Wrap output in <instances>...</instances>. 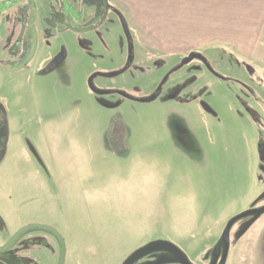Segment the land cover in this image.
<instances>
[{"label": "rangeland", "instance_id": "obj_1", "mask_svg": "<svg viewBox=\"0 0 264 264\" xmlns=\"http://www.w3.org/2000/svg\"><path fill=\"white\" fill-rule=\"evenodd\" d=\"M107 2L101 21V0H26L20 23L36 7L39 46L16 73L2 69L35 41L18 8L0 22V248L34 226L0 264L22 262L28 241L57 264L58 239L35 226L63 237L66 264H122L155 239L207 264L228 222L264 206V75L225 50L201 52L208 64L158 56ZM64 3L69 25L99 26L72 31ZM250 219L233 227L226 264H264V215L238 237Z\"/></svg>", "mask_w": 264, "mask_h": 264}, {"label": "crops", "instance_id": "obj_2", "mask_svg": "<svg viewBox=\"0 0 264 264\" xmlns=\"http://www.w3.org/2000/svg\"><path fill=\"white\" fill-rule=\"evenodd\" d=\"M158 56L225 50L264 75V0H115Z\"/></svg>", "mask_w": 264, "mask_h": 264}, {"label": "water", "instance_id": "obj_3", "mask_svg": "<svg viewBox=\"0 0 264 264\" xmlns=\"http://www.w3.org/2000/svg\"><path fill=\"white\" fill-rule=\"evenodd\" d=\"M103 7H104V15L102 18V21L105 20L107 14H108V10H109V6H108V2L107 0H101ZM69 29H71L74 32L77 33H84L87 30H82V29H75L73 27H69ZM126 35L129 39V34L128 32L125 30ZM64 49H62V54H64ZM130 54H132V46L130 44V48H129ZM60 60L63 59V57ZM130 59H132V57H130ZM194 59H199L201 60L203 63L208 64L206 58H204L203 55L201 54H196V53H192L189 56H187L184 61L183 64H189L190 62H192ZM247 70L249 72H254V69L250 66L247 65ZM93 79L94 77L90 78L88 85L89 88L92 92L96 93L97 95H105V92L99 91L95 88L94 83H93ZM127 97H129L128 95H126ZM157 97V96H156ZM156 97L144 100V102H152L156 99ZM202 107L203 109L210 115H214L216 116V112L212 109V107L210 105H208L207 103L203 102L202 103ZM264 215V206L260 207V208H255L249 211H246L244 213H241L239 215H237L236 217L232 218L228 224L225 227V230L221 236V252H216L215 254L219 253L221 254V259L219 261L218 264H226L227 263V259H228V255L230 252V247H231V231L233 229V227L239 223L240 221L246 219V218H251L249 222H247L240 230L238 237H242L244 236L247 231L254 225V223L261 217ZM34 226H29L26 227L25 229H23L22 231H20L15 237H13L4 247L0 248V256L2 254H4L8 249L11 248V246L13 245V243L17 240V238L20 236V234L30 228H33ZM38 227L40 229H44V230H48L50 232H52L57 239L60 241L61 245H62V254L60 257V262L59 264H65L66 261V243L65 240L63 239V237L54 229L49 228V227H45V226H35ZM156 252H167L169 254H171L174 257V262L175 263H179V264H192L191 261L189 260V258L186 256V254L179 249L176 245H174L171 242L165 241V240H156V241H152L148 244H146L145 246L137 249L136 251H134L124 262V264H135L137 261H139L140 259L152 254V253H156ZM157 264H164V263H157Z\"/></svg>", "mask_w": 264, "mask_h": 264}, {"label": "flooded vegetation", "instance_id": "obj_4", "mask_svg": "<svg viewBox=\"0 0 264 264\" xmlns=\"http://www.w3.org/2000/svg\"><path fill=\"white\" fill-rule=\"evenodd\" d=\"M26 4V0H0V5H3V6H8L7 10H5L1 15H0V22L3 21L5 19V17L7 18H10L9 17V12H11V10H13L14 8H18V12L16 14H18L16 16V20L20 21L25 17V13H23V15H21V10L23 9V6ZM20 9V11H19ZM62 9H64V5L62 6ZM36 7H34L33 9H31L30 11V14H29V18L28 19H24V22L23 23H20L22 24L25 28H26V31L23 35L24 38H31L35 41V44L32 48H30V39L28 40V46L26 49L27 52H26V55H24L25 53H23V56L25 59H20L17 61V64L15 66V68L13 69H6V68H3L2 70L3 71H8L10 73H16V72H19L23 69H26V68H29L30 64L32 62H34V59L36 57V54H37V51H38V32L36 30V27H35V21H36ZM21 15V16H20ZM64 21V20H63ZM102 21V20H101ZM99 25L97 24L96 26H89V27H86V28H81L82 30H90V29H94V28H97ZM68 27H71V26H68ZM74 28V27H73ZM76 29V28H75ZM21 54V52H20ZM19 54V55H20ZM18 55V56H19ZM17 56V57H18ZM60 56V55H59ZM189 56V55H188ZM63 57V55H61V58ZM57 58V57H56ZM186 58V57H185ZM63 60V59H62ZM62 60H60V57L58 59V63H56L54 61L53 63V66H57ZM106 94H108L109 92H105ZM105 94V95H106ZM157 96V95H156ZM125 98H129V99H132V97H127L126 95H124ZM157 98V97H156ZM214 116V115H213ZM22 231V230H21ZM20 232V231H19ZM18 232V233H19ZM17 233V234H18ZM16 234V235H17ZM15 235V236H16ZM21 235V234H20ZM14 236V237H15ZM55 236V235H54ZM56 237V236H55ZM57 238V237H56ZM18 239V238H17ZM156 240V239H155ZM155 240H150L148 241L147 243L141 245L139 248L145 246L146 244L152 242V241H155ZM59 244L57 246V248H53V246H49V248L51 249L52 252H56V250L58 251V262L57 264H59L60 262V257H61V254H62V245L60 243V241L58 240ZM66 243V242H65ZM14 244V243H13ZM44 246H46L45 243L43 242H37V241H28L24 247V253H23V259H22V262L19 261V259H6V262L7 264H52V262L50 263H46L44 261V259L41 257L42 255V249H45ZM138 248V249H139ZM66 249H67V246H66ZM9 250V249H8ZM7 250V251H8ZM137 250V249H136ZM135 250V251H136ZM7 251L5 253H7ZM4 253V254H5ZM132 254V253H131ZM130 254V255H131ZM3 255V254H2ZM1 255V256H2ZM66 255H67V252H66ZM129 255V256H130ZM0 256V257H1ZM128 256V257H129ZM67 257V256H66ZM127 257V258H128ZM126 258V259H127ZM126 259L123 261L122 264H124V262L126 261ZM221 259V255L219 253L217 254H214L213 257L209 260V262L207 264H218L219 261ZM174 257L167 253V252H156V253H152L142 259H140L139 261H137L135 264H157L159 262L161 263H164V264H179V263H175L174 262ZM192 263V262H191ZM65 264H66V261H65ZM194 264V263H192Z\"/></svg>", "mask_w": 264, "mask_h": 264}, {"label": "trees", "instance_id": "obj_5", "mask_svg": "<svg viewBox=\"0 0 264 264\" xmlns=\"http://www.w3.org/2000/svg\"><path fill=\"white\" fill-rule=\"evenodd\" d=\"M8 6H3V5H0V15L5 11L7 10ZM69 6L67 5V3H64V12H65V24L67 26H71L73 27L72 25H69L71 24V16L69 15Z\"/></svg>", "mask_w": 264, "mask_h": 264}]
</instances>
